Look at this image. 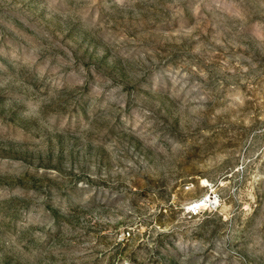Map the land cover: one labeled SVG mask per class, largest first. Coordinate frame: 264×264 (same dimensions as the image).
Segmentation results:
<instances>
[{
	"label": "rangeland",
	"instance_id": "374dc122",
	"mask_svg": "<svg viewBox=\"0 0 264 264\" xmlns=\"http://www.w3.org/2000/svg\"><path fill=\"white\" fill-rule=\"evenodd\" d=\"M0 264H264V0H0Z\"/></svg>",
	"mask_w": 264,
	"mask_h": 264
},
{
	"label": "bare ground",
	"instance_id": "6f19581e",
	"mask_svg": "<svg viewBox=\"0 0 264 264\" xmlns=\"http://www.w3.org/2000/svg\"><path fill=\"white\" fill-rule=\"evenodd\" d=\"M212 201V196L210 194L206 195V197L198 199L195 201V204L199 207L206 205L208 202Z\"/></svg>",
	"mask_w": 264,
	"mask_h": 264
},
{
	"label": "built area",
	"instance_id": "2783aa9c",
	"mask_svg": "<svg viewBox=\"0 0 264 264\" xmlns=\"http://www.w3.org/2000/svg\"><path fill=\"white\" fill-rule=\"evenodd\" d=\"M199 206H197L196 204H195V202H193V203H191L190 205H189V210H191V211H193V212H197L198 210H199ZM127 234L129 235L130 233L129 232H127Z\"/></svg>",
	"mask_w": 264,
	"mask_h": 264
}]
</instances>
